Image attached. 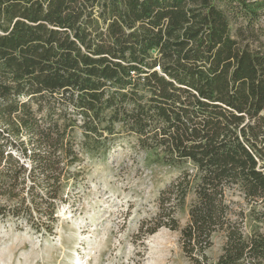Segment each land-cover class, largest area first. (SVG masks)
<instances>
[{"label": "trees", "instance_id": "obj_1", "mask_svg": "<svg viewBox=\"0 0 264 264\" xmlns=\"http://www.w3.org/2000/svg\"><path fill=\"white\" fill-rule=\"evenodd\" d=\"M263 113L264 0H0L3 217L53 235L83 153L127 134L178 171L149 235L264 264Z\"/></svg>", "mask_w": 264, "mask_h": 264}, {"label": "rangeland", "instance_id": "obj_2", "mask_svg": "<svg viewBox=\"0 0 264 264\" xmlns=\"http://www.w3.org/2000/svg\"><path fill=\"white\" fill-rule=\"evenodd\" d=\"M108 147L94 156L83 153L80 174L58 203L53 235L3 217L10 202L0 196V264H188L178 232L163 227L147 233L178 171L147 159L133 136L122 134ZM176 217L185 226L188 207ZM224 242L222 234L215 236L212 258Z\"/></svg>", "mask_w": 264, "mask_h": 264}]
</instances>
